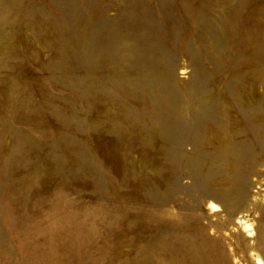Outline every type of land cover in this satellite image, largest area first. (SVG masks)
I'll use <instances>...</instances> for the list:
<instances>
[{"label":"rangeland","instance_id":"374dc122","mask_svg":"<svg viewBox=\"0 0 264 264\" xmlns=\"http://www.w3.org/2000/svg\"><path fill=\"white\" fill-rule=\"evenodd\" d=\"M258 259L264 0H0V264Z\"/></svg>","mask_w":264,"mask_h":264},{"label":"bare ground","instance_id":"6f19581e","mask_svg":"<svg viewBox=\"0 0 264 264\" xmlns=\"http://www.w3.org/2000/svg\"><path fill=\"white\" fill-rule=\"evenodd\" d=\"M210 207H211L212 209L215 208V206H214L213 204H211ZM153 221H154V220H153ZM247 227H248V226H247ZM247 227H246V228H247ZM247 230H248V229H247ZM184 242H185V241H184ZM184 242H183V243H184ZM171 243H172V241H171ZM149 244H150V243H149ZM152 244H153V243H152ZM161 244H162V243H161ZM153 245H154V244H153ZM158 246H159V244H158ZM164 246H165V245H164ZM184 246H185V245H184ZM174 247H175V246H174ZM149 248H150V246H149ZM156 248H157V247H156ZM163 248H164V247H163ZM178 249H179V248H178ZM154 250H155V249H154ZM154 250H153V251H154ZM168 252H169V251H168ZM194 252H195V250L192 252V254H193ZM152 254H153V252H152ZM189 254H190V253H189ZM150 261H151V260H150ZM151 262L153 263V260H152ZM258 263H259V264H262V261H261L260 259H258ZM192 264H199V263H198L197 260H193Z\"/></svg>","mask_w":264,"mask_h":264}]
</instances>
